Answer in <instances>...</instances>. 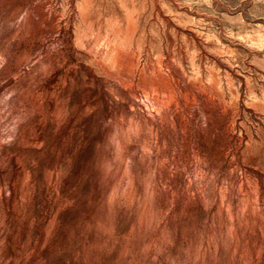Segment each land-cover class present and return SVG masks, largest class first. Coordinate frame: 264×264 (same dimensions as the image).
Here are the masks:
<instances>
[{"label": "rangeland", "instance_id": "1", "mask_svg": "<svg viewBox=\"0 0 264 264\" xmlns=\"http://www.w3.org/2000/svg\"><path fill=\"white\" fill-rule=\"evenodd\" d=\"M0 264H264V0H0Z\"/></svg>", "mask_w": 264, "mask_h": 264}]
</instances>
